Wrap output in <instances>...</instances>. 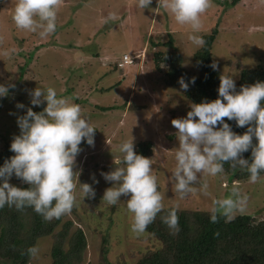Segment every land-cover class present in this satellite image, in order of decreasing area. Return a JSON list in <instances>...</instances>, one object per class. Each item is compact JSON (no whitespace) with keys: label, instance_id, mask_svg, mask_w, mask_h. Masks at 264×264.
<instances>
[{"label":"rangeland","instance_id":"obj_1","mask_svg":"<svg viewBox=\"0 0 264 264\" xmlns=\"http://www.w3.org/2000/svg\"><path fill=\"white\" fill-rule=\"evenodd\" d=\"M228 1L212 0V6L202 14L199 35L218 27L213 61L222 74H230L236 81L242 68H264V0H237L233 6H228ZM15 2L0 0V53L15 49L11 56L0 54V84L14 85L0 97V151L19 134L16 117L24 109L16 108L17 103L42 110L43 104H29L28 92L37 86L54 87L58 97L79 104L96 128L93 145L81 143L74 167L78 182L90 184L95 197L81 201L77 184L75 206L62 218L73 221L70 232L80 227L85 237L77 264H138L143 253L158 245L146 231L139 236L131 232V213L124 205L127 197L121 196L112 206L101 200L111 186L101 173L116 166L119 143L131 137L134 148L141 142L152 143L145 157L154 161L152 170L159 190L165 192V208L209 211L213 198H222L238 186L248 202L246 209L236 214L264 218V175L254 184L248 178L231 180L226 173L204 177L208 194L197 190L182 200L168 181L178 146L171 120L184 117L192 103L180 87L165 84V65L156 69L152 54L167 47L152 46L148 39L165 42L170 33L181 53L182 66L197 72L192 62L197 48L187 40L189 26L177 25L157 0L142 11L135 0H62L55 33L40 38L15 27L11 19ZM109 13H114L115 19L105 22ZM124 54L134 58V64L116 67ZM93 176L98 183H93ZM9 183L22 184L15 176ZM53 243V234L38 237L35 245L40 252L29 264H49Z\"/></svg>","mask_w":264,"mask_h":264},{"label":"clouds","instance_id":"obj_2","mask_svg":"<svg viewBox=\"0 0 264 264\" xmlns=\"http://www.w3.org/2000/svg\"><path fill=\"white\" fill-rule=\"evenodd\" d=\"M140 11L147 9L152 0H135ZM62 0H16L11 19L17 29L35 33L47 38L57 29L58 9ZM158 5L171 14L177 25L190 27L187 40L197 49L205 46V39L199 35L202 28V14L211 6L212 0H157ZM115 19L109 13L105 22ZM15 49H6L4 56H11ZM213 70L216 63L209 65ZM195 78L185 82L178 79L180 89L186 91ZM12 84H0V97H4ZM217 97L190 105L182 118L171 120L176 129L178 146L174 151L175 166L168 181L174 187L178 200L197 190L207 195L208 183L204 177H218L225 172L224 164L246 170L248 182L257 183L264 173V81L241 85L236 84L230 74H221L216 89ZM29 104L39 107L33 111L17 103L16 108L24 109L16 117L19 134L14 135L9 150L14 153L0 165V209L5 206L23 210L31 208L45 221L59 219L71 213L76 203L75 189L79 184L81 201L95 197L94 188L88 183H79L74 171L76 157L82 151L80 145L94 143V128L79 104L69 98L58 97L54 87H35L28 92ZM234 121L236 127L245 128L241 134L234 132L225 122ZM255 140V143H253ZM119 157L115 167L101 176L111 186L107 187L101 200L107 206L116 205L121 196L125 209L131 213V232L143 234L158 214L165 211V192L158 188L157 177L153 174L152 158L134 151L133 138L118 145ZM250 151V158L243 153ZM15 176L26 188L11 185ZM93 183H98L92 177ZM248 196L238 186L229 194L213 198L209 208V221L216 223L219 218L230 222L235 214L246 209ZM161 222L170 234L179 232L177 207L171 206L161 215ZM218 236L219 233H214ZM30 258L39 255V248H26Z\"/></svg>","mask_w":264,"mask_h":264},{"label":"trees","instance_id":"obj_3","mask_svg":"<svg viewBox=\"0 0 264 264\" xmlns=\"http://www.w3.org/2000/svg\"><path fill=\"white\" fill-rule=\"evenodd\" d=\"M236 2L237 0H230L228 6H233ZM218 33V27L214 26L207 33L201 34L206 41L205 46L196 49L192 55V62L197 72L186 70L182 66L181 53L174 45V38L170 33L165 42H153L148 39L152 46L167 47L152 54L156 69L160 70V65H165L166 85L180 87L178 83L180 77H183L185 82L195 78V82L190 83L186 91L182 90L192 104L217 97L216 89L222 73L217 68L213 70L209 65L214 62L212 44ZM130 64L134 63L122 64V66ZM115 66L122 67L119 61ZM256 81H264L263 67L242 68L235 81L236 91H239L241 85ZM100 108L103 110L107 107ZM39 110L33 109V111ZM225 122L229 123L237 134L245 131V128L236 127L234 121L225 118ZM10 142L0 151V165L14 155L9 150ZM151 148L152 143L146 141L139 143L134 151L145 157L150 153ZM243 156L250 158V151L243 153ZM224 169V173L231 180L240 181L248 178L246 170L239 167L234 169L229 163L224 164ZM262 175L264 173L260 176ZM27 186L22 183L19 187ZM167 209L165 208V211L158 214L148 225L146 232L158 242V245L155 249L143 253L138 259V264H264V218L235 214V218L230 222L219 218L213 224L209 221V211L177 209L179 232L173 235L160 218L161 215L166 214ZM62 218L63 216L45 221L31 208L18 211L5 206L0 209V264H29L31 258L26 254V248L35 245L38 237L49 234L54 235L49 264H77L85 247V237L80 227L70 232L73 221ZM216 232L219 233L218 236L214 235ZM66 242L69 243L67 248L64 247Z\"/></svg>","mask_w":264,"mask_h":264},{"label":"built area","instance_id":"obj_4","mask_svg":"<svg viewBox=\"0 0 264 264\" xmlns=\"http://www.w3.org/2000/svg\"><path fill=\"white\" fill-rule=\"evenodd\" d=\"M134 58L129 57L128 55L124 54L121 58V60L119 61V64H128L133 62Z\"/></svg>","mask_w":264,"mask_h":264}]
</instances>
